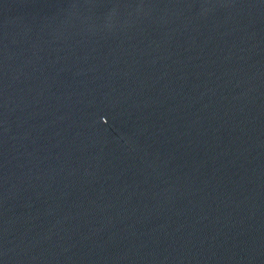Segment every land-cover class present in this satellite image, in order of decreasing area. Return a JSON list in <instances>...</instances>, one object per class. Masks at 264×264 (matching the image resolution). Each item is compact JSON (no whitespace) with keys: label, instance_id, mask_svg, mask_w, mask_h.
I'll return each instance as SVG.
<instances>
[{"label":"water","instance_id":"95a60500","mask_svg":"<svg viewBox=\"0 0 264 264\" xmlns=\"http://www.w3.org/2000/svg\"><path fill=\"white\" fill-rule=\"evenodd\" d=\"M0 264H264V0H0Z\"/></svg>","mask_w":264,"mask_h":264}]
</instances>
